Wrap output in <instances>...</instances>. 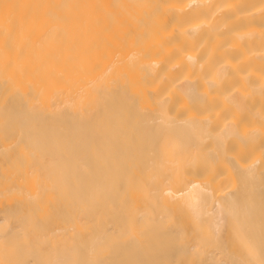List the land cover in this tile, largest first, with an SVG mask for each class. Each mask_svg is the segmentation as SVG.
Returning a JSON list of instances; mask_svg holds the SVG:
<instances>
[{
    "label": "bare ground",
    "instance_id": "1",
    "mask_svg": "<svg viewBox=\"0 0 264 264\" xmlns=\"http://www.w3.org/2000/svg\"><path fill=\"white\" fill-rule=\"evenodd\" d=\"M0 264H264V0H0Z\"/></svg>",
    "mask_w": 264,
    "mask_h": 264
}]
</instances>
